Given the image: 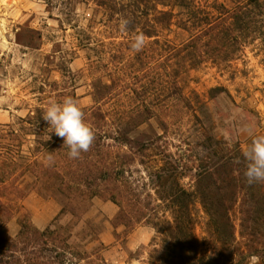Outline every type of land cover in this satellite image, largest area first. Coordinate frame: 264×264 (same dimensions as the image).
Instances as JSON below:
<instances>
[{
	"label": "trees",
	"instance_id": "1",
	"mask_svg": "<svg viewBox=\"0 0 264 264\" xmlns=\"http://www.w3.org/2000/svg\"><path fill=\"white\" fill-rule=\"evenodd\" d=\"M91 1L106 12L111 28L129 21L123 28L128 51H133L134 37L144 35L147 56L138 58L141 64L151 60L150 53H166L167 66L157 76L165 93L174 90L183 100L188 99L182 83L190 71L209 62L227 67L248 46L258 41L264 45V0ZM176 31L185 34L180 43L170 39ZM115 67L119 76L111 77L110 85L95 86V106L82 109L95 140L79 158L70 159L69 149L62 148L63 139L48 129L43 119L48 104L20 118L17 132L12 129L0 138V264H105L99 252L88 253L71 244V228L51 224L41 230L27 218L18 235L11 237L5 226L30 191L59 201L62 209L57 219L66 214L78 218V212L100 198L119 208L117 221L130 230L142 224L153 227L157 238L146 264H220L234 255L236 213L246 241L244 254L264 259V182L247 183L241 144L230 148L208 137L207 154L195 168L194 188L187 190L182 181L191 169L168 152L164 136H133L155 117L145 94V80L154 72L149 68L129 74L125 67ZM222 91L211 90V97ZM128 92L134 95H127L131 106L107 109ZM66 96L76 99L75 93ZM63 97L62 93L55 96ZM26 143L31 144L28 154L23 152ZM135 173L142 174L140 180ZM27 178L32 183H24ZM146 181L154 188L153 195L142 191ZM197 203L208 217V233L219 245L207 258L200 256L195 232Z\"/></svg>",
	"mask_w": 264,
	"mask_h": 264
},
{
	"label": "rangeland",
	"instance_id": "2",
	"mask_svg": "<svg viewBox=\"0 0 264 264\" xmlns=\"http://www.w3.org/2000/svg\"><path fill=\"white\" fill-rule=\"evenodd\" d=\"M111 27L106 12L91 0H0V138L12 129L17 132L20 118L42 104L62 102L69 93L76 94L81 109L95 106V86L101 82L110 85L111 77L120 74L115 66L125 67L129 74L149 68L154 72L145 80V94L153 103L155 117L133 136L163 135L168 152L191 169L182 181L187 190L194 188L195 168L207 154L208 137L230 148L241 144L247 150L256 136L264 135L262 42L248 46L227 67L209 62L190 71L182 83L188 99L183 100L174 90L165 93L157 76L166 65V53H150L151 60L141 64L138 58L147 56L144 50L128 51L123 29ZM184 38L180 31L170 36L176 43ZM216 88L223 91L212 98L211 90ZM59 93L65 97L55 98ZM127 95L134 96L132 92L121 95L107 109L131 106ZM30 147L26 143L23 152L28 154ZM136 169L145 172L142 167ZM142 174L135 173L134 178L140 180ZM146 182L142 191L153 195L154 188ZM24 183L32 180L27 178ZM61 209L56 199L30 191L17 203L14 218L5 228L17 236L27 218L41 229L51 224L63 230L71 228V244L81 251L99 252L105 264L147 263L157 238L153 227L142 224L130 230L117 221L119 208L100 198L78 212V218L66 214L57 219ZM193 213L200 256L207 258L219 245L207 231L208 217L199 203ZM239 219L236 213L234 255L220 264H264V259L253 260L244 254L246 241L240 235Z\"/></svg>",
	"mask_w": 264,
	"mask_h": 264
},
{
	"label": "clouds",
	"instance_id": "3",
	"mask_svg": "<svg viewBox=\"0 0 264 264\" xmlns=\"http://www.w3.org/2000/svg\"><path fill=\"white\" fill-rule=\"evenodd\" d=\"M128 23L129 21L122 20L121 28H125ZM145 45L144 35L138 34L134 37L131 48L139 52ZM43 119L49 124L48 129L63 139L62 148L69 149L67 155L70 159L79 158L94 143L95 133L86 123L82 109L71 97H66L61 103H50L43 111ZM243 157L247 161L244 172L247 183L251 185L264 182V135L256 136L252 140L250 147L243 152Z\"/></svg>",
	"mask_w": 264,
	"mask_h": 264
},
{
	"label": "crops",
	"instance_id": "4",
	"mask_svg": "<svg viewBox=\"0 0 264 264\" xmlns=\"http://www.w3.org/2000/svg\"><path fill=\"white\" fill-rule=\"evenodd\" d=\"M28 201H29V198H27L26 200H25V203H28ZM34 225L36 226V224L34 223ZM37 228H39L38 226H36ZM39 229H41V228H39ZM46 229V228H45ZM41 230H44V229H41ZM5 231L11 236V237H15V236H12L9 232H8V230L5 228Z\"/></svg>",
	"mask_w": 264,
	"mask_h": 264
}]
</instances>
